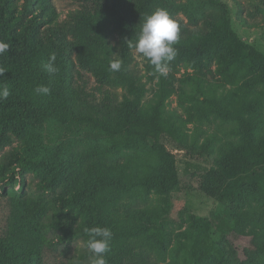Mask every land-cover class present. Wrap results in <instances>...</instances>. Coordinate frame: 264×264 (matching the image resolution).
Returning a JSON list of instances; mask_svg holds the SVG:
<instances>
[{
	"label": "trees",
	"instance_id": "1",
	"mask_svg": "<svg viewBox=\"0 0 264 264\" xmlns=\"http://www.w3.org/2000/svg\"><path fill=\"white\" fill-rule=\"evenodd\" d=\"M157 8L170 13L180 32L166 77L139 54L147 80L157 79L154 97L146 102L144 74L129 43ZM0 41L10 46L0 55L6 70L0 86L11 91L0 101V151L10 147L0 156V194L11 202L0 236V264H42L40 227L54 231L58 243L80 238L86 248L85 229L95 226L113 232L107 264H264V121L249 100L264 86V52L234 31L225 3L75 0L61 16L53 0H0ZM53 52L59 71L49 75L41 65ZM114 60L122 61L118 72L109 70ZM180 68L185 73L177 78ZM176 83L181 113L166 114ZM227 84L234 89L224 91ZM38 85H48L51 94L37 95ZM63 116L75 130L87 127L96 135L45 145L44 122ZM217 117L230 125L223 144H216L215 134L200 144L197 127L190 135L185 130L194 119ZM164 121L178 136L179 151L197 158L214 155L198 186L222 205L210 225L219 236H240L250 227V247L240 255L231 242L211 237L199 257L208 222L196 216L181 231L180 251L167 263L151 253L169 241L160 215L133 209L136 216L126 215L129 228H121L115 206L127 192L142 186L143 194H167L179 181L176 155L161 142ZM145 154H153L154 163L146 161L141 173L137 164L144 162L142 156L149 160ZM27 173L38 178L35 196L25 195ZM47 210L51 214L43 224ZM89 256L87 249L82 259L61 264H88Z\"/></svg>",
	"mask_w": 264,
	"mask_h": 264
},
{
	"label": "rangeland",
	"instance_id": "2",
	"mask_svg": "<svg viewBox=\"0 0 264 264\" xmlns=\"http://www.w3.org/2000/svg\"><path fill=\"white\" fill-rule=\"evenodd\" d=\"M225 3L229 9V15L231 20V25L234 31L239 35V37L247 42H250L258 49L264 52V0H218ZM57 10L60 12L61 16L75 6V0H53ZM262 10V11H260ZM243 20L248 24H244ZM257 24V25H253ZM252 25L251 27H247ZM134 59L139 62V68L141 73L144 74L143 81L146 82V96L144 97L146 102H149L157 90V79L147 80L143 68L142 58L134 50ZM191 72V69H189ZM185 73L183 68H180L179 72L176 73V77L179 78ZM90 85H93L92 79L90 80ZM176 89L174 93L167 99V104L165 107L166 114L171 111L176 110L181 113V108L178 106L179 99V89L176 83ZM231 89L233 86L227 84L224 91ZM119 90V88H118ZM222 90V89H220ZM249 100L254 102L257 106L256 114H259V120L264 121V86L258 85L257 89L251 93ZM184 115V114H183ZM186 131L190 135L195 127L199 131V140L201 142L209 134H215L216 144H223L224 141L230 138L227 134L230 125L226 122L221 121L220 118H212L209 122L198 121L194 119L192 122L186 123ZM161 129V142L165 147L173 154L176 155L177 159V170L179 175V181L174 189H172L167 194L157 193L154 190L143 194V187L138 186V190L127 192L126 195L116 204L117 218L120 221L121 228H129L130 218L127 214L135 215L131 210H145L149 213L156 212L160 215V221L165 222L166 231H168L167 236L169 241L165 243V247L159 246L158 249L154 247L151 253L157 255L162 263H167L178 254L181 248V231L187 226V222L191 219V216H196L202 218L208 222L207 224V237L203 241V246H200L198 251V256L202 257L204 254V248L206 243L209 242L211 237L221 238L224 241L231 242L235 250L240 255L243 249L250 247L251 237L248 234L250 227L245 225L243 228V233L230 234L227 236H219L213 228H211V221L213 216L222 211V205L218 203L212 197L206 195L200 188L199 182L204 174V171L212 164L211 155L210 158H197L186 154L184 151H179L177 147L178 136L174 132L172 126L168 121H164L160 124ZM96 135V132L90 128H81L75 130V127L71 125L69 119L65 116L63 117H53L47 119L42 128V138L45 145L52 146L62 141L78 137L83 141H90L91 138ZM77 148H81V144H76ZM10 147L7 146L0 151V156ZM149 160H141L144 162H138L137 168L143 173L146 168L144 163L146 161L151 164L154 163L153 154L147 155ZM36 178L32 173H27L25 175V185L24 192L25 195L35 196L37 194L36 190ZM18 189V185L15 186ZM49 198V196H46ZM125 205L132 206L127 210V213L123 211ZM11 209V202L7 194H0V236H2L7 230V225L9 222ZM51 210L46 211V216L41 218L42 223L48 221V216H50ZM136 216V215H135ZM42 238L45 240L41 241V251H42V264H61V263H72L79 259H82L83 255L86 254L87 249L84 247L83 241L78 238L73 240L70 244L58 243L56 241V233L52 230H47L44 227H40ZM132 229H125L124 231H131ZM38 234V232H37ZM126 237L132 238L130 235H125ZM124 238V236L119 237L116 241ZM178 250V251H177ZM176 256V255H175Z\"/></svg>",
	"mask_w": 264,
	"mask_h": 264
},
{
	"label": "clouds",
	"instance_id": "3",
	"mask_svg": "<svg viewBox=\"0 0 264 264\" xmlns=\"http://www.w3.org/2000/svg\"><path fill=\"white\" fill-rule=\"evenodd\" d=\"M179 32L180 28L170 13L164 8H157L143 18L140 32L136 40L129 43V47L135 48L137 53L154 66L157 73L166 77L169 72V63L177 55L174 44L178 42ZM9 47L8 43L0 41V55L8 52ZM55 61L56 54L53 52L48 61L42 63V70L49 75L57 74L59 69ZM121 67V60L110 61V71L118 72ZM5 71L3 67H0V76H3ZM34 92L37 95L47 96L51 94V88L48 85H38ZM10 95L11 91L7 85L0 86V101L7 100ZM85 231L88 235L85 246L90 253L88 264H107L105 254L110 251L113 232L110 228L101 226L85 229Z\"/></svg>",
	"mask_w": 264,
	"mask_h": 264
}]
</instances>
